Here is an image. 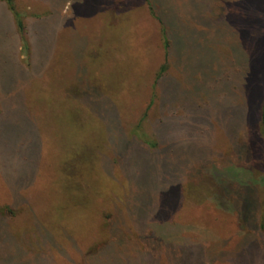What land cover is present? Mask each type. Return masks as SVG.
<instances>
[{
    "label": "rangeland",
    "instance_id": "obj_1",
    "mask_svg": "<svg viewBox=\"0 0 264 264\" xmlns=\"http://www.w3.org/2000/svg\"><path fill=\"white\" fill-rule=\"evenodd\" d=\"M13 7L0 264H264V0Z\"/></svg>",
    "mask_w": 264,
    "mask_h": 264
},
{
    "label": "trees",
    "instance_id": "obj_2",
    "mask_svg": "<svg viewBox=\"0 0 264 264\" xmlns=\"http://www.w3.org/2000/svg\"><path fill=\"white\" fill-rule=\"evenodd\" d=\"M7 7L13 11L15 17H16V26L19 30L20 33L23 32L24 26L23 23L20 19V15L14 11V7H13V0H5ZM165 49L168 48V42L167 40H165ZM259 122H260V133H261V137L264 143V98L262 100V103L260 105V110H259ZM261 228L264 230V223L261 225Z\"/></svg>",
    "mask_w": 264,
    "mask_h": 264
}]
</instances>
